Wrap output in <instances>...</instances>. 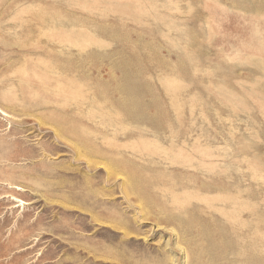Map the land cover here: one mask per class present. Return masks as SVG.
<instances>
[{
    "label": "rangeland",
    "instance_id": "rangeland-1",
    "mask_svg": "<svg viewBox=\"0 0 264 264\" xmlns=\"http://www.w3.org/2000/svg\"><path fill=\"white\" fill-rule=\"evenodd\" d=\"M0 264H264V0H0Z\"/></svg>",
    "mask_w": 264,
    "mask_h": 264
}]
</instances>
